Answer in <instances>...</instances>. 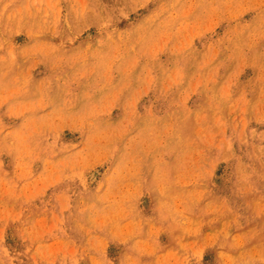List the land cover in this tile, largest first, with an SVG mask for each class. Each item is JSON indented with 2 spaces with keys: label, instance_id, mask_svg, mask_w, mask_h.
Returning <instances> with one entry per match:
<instances>
[{
  "label": "rangeland",
  "instance_id": "obj_1",
  "mask_svg": "<svg viewBox=\"0 0 264 264\" xmlns=\"http://www.w3.org/2000/svg\"><path fill=\"white\" fill-rule=\"evenodd\" d=\"M0 264H264V0H0Z\"/></svg>",
  "mask_w": 264,
  "mask_h": 264
}]
</instances>
